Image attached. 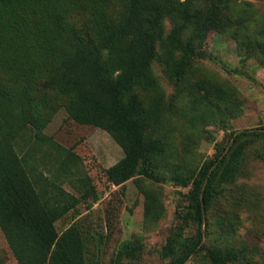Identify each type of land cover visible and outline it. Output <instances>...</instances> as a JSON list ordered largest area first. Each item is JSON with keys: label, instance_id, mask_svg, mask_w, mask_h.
<instances>
[{"label": "trees", "instance_id": "obj_1", "mask_svg": "<svg viewBox=\"0 0 264 264\" xmlns=\"http://www.w3.org/2000/svg\"><path fill=\"white\" fill-rule=\"evenodd\" d=\"M164 19L172 23L166 34ZM208 32L237 45H264L259 17L232 0H0V232L16 264H88L77 228L57 233L54 222L81 201L96 200L87 177L78 178L75 197L17 154V142L28 133L64 153L63 169L79 160L41 133L55 108L34 102L37 87L67 119L103 131L121 150V159L103 170L109 184L119 186L134 175L159 183L163 179L142 166L163 152L152 137L165 108L150 64L157 63L166 80H179L196 56L197 38ZM193 92L207 106L224 102V91L209 82H196ZM260 137L264 127L232 131L225 149L170 179L188 188L180 219L195 233L183 239L181 229L173 231L160 248L161 257H171L164 264H183L200 252L209 264L239 262L242 252L201 245L204 218L220 186L233 181L245 147ZM117 253L132 256L133 249L124 243Z\"/></svg>", "mask_w": 264, "mask_h": 264}, {"label": "rangeland", "instance_id": "obj_2", "mask_svg": "<svg viewBox=\"0 0 264 264\" xmlns=\"http://www.w3.org/2000/svg\"><path fill=\"white\" fill-rule=\"evenodd\" d=\"M232 1L248 6L264 27V0ZM171 26L164 19L165 34ZM194 46L196 56L179 80H166L162 68L150 64L165 108L163 125L152 137L161 143L163 152L142 166L163 179L159 183L134 175L119 186L109 184L103 170L121 159V150L103 131L67 119L58 102L37 87L34 102L55 108L41 133L79 160L75 167L63 169L64 153L34 142L28 133L17 142L16 152L28 159L34 173L54 180L75 197L80 189L78 178L89 179L96 200L81 201L54 222L57 233L77 228L88 264L169 262L171 257H161L160 248L171 233L181 229L183 239L195 233L194 225L184 226L180 219L188 204V188L174 186L170 179L190 174L225 149L230 132L264 127V45H237L229 36L208 32L201 33ZM199 81L220 87L224 102L198 103L193 90ZM220 188L221 194L205 214L201 245L242 252L235 264H264V137L245 147L233 181ZM124 243L130 244L132 256H118ZM0 264H16L1 232ZM183 264L209 263L200 252Z\"/></svg>", "mask_w": 264, "mask_h": 264}]
</instances>
